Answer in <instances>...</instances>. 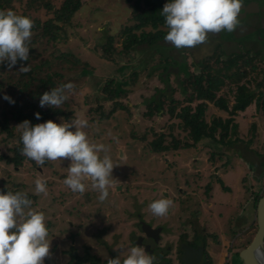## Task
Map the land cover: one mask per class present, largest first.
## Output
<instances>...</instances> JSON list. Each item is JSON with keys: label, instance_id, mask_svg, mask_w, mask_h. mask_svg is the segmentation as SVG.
Listing matches in <instances>:
<instances>
[{"label": "rangeland", "instance_id": "obj_1", "mask_svg": "<svg viewBox=\"0 0 264 264\" xmlns=\"http://www.w3.org/2000/svg\"><path fill=\"white\" fill-rule=\"evenodd\" d=\"M48 1L54 9H27L28 0H14L13 8L5 10H12L17 15L31 16L43 22L53 17L54 10L63 2ZM82 1L83 5L72 18L71 24L63 26L67 38L54 42L35 36L39 40L33 45L34 51L29 50V63L30 66L39 64L42 59L48 58L54 69L58 64V69L62 72L61 78L66 80L65 84H74V89L66 100L67 108L74 111L71 119L79 116L88 121V127L84 131L89 141L107 146L115 166L112 172L114 182L109 188L108 198L101 203L98 200L99 192L91 189L90 181H85L87 187L83 195L74 193L65 186L63 180L70 164L67 159L47 161L42 167L28 158L21 166L8 165L0 159V187L15 188L32 195L33 197L29 198L33 201L32 207L45 215L50 256L45 258L44 264H72L70 256L66 253L71 247L76 248L79 255H83L85 248L90 247L91 253L102 260L113 258L103 243L101 244L100 231L104 235L106 231L103 228L106 224H111L113 227L107 232L110 234L108 242L112 247L123 246L132 224H135L133 217L137 211L149 220L171 219L173 225L179 224L181 220L186 223L191 217L199 219L200 222L207 221L210 225H213L212 221L219 220L221 224L225 223L229 237L231 230L228 229V219L231 214L237 212L246 197V188L249 192L258 191L264 194V107H258L253 102L246 111L235 115L239 128L234 139L240 140L232 145L216 144L210 139H205L191 148L173 149L162 153L151 152L147 140L153 138L155 132H164L171 141L172 134L167 126L173 122L169 114H158L153 119L144 118L142 112L146 109L147 99L156 93V87L162 88L164 85L157 77L148 76L147 71L158 63L162 53L166 57L170 54L177 61L169 67V71L173 73L172 85L177 86L181 78V75L176 74L180 71L179 63L186 59L191 70H195L194 63L211 54L215 46L222 42L217 36L213 37L208 33L205 43L192 48L177 49L165 40L159 42L162 49L150 48L144 44L137 46L123 59L126 67H118L111 57H104L102 46L107 35H114L115 47L119 50L122 48L119 32L122 24H128L131 15L129 4L123 0ZM132 23L133 21L129 22ZM263 41L264 35L257 32L248 39L224 43V48L227 54H231L239 51L246 43H249L246 47L256 45L257 49L259 44L264 45ZM39 52L41 55L38 56ZM62 52L74 53L81 64L67 63L65 65L69 68L61 70L62 63L59 64L54 57ZM17 62L23 63L20 60ZM3 63L8 65V61ZM84 63H87V66ZM83 65L91 73L82 72ZM134 69L140 71V77L135 84L127 86L128 96L121 98L130 112L118 110L108 120H95L98 119L97 113L92 115L91 109L97 108L101 103L103 110L108 112L113 104L112 101L97 99V96L103 95L100 86L104 85L106 78L115 73L119 79L125 76L129 78ZM8 70L4 68V71L0 72V81L1 77L7 75ZM251 76L257 77V81L251 82V87L257 89L255 86L263 79V75L258 77L255 73ZM261 89L264 91V86L256 92ZM233 102L234 99H231L230 105ZM219 115L230 117L229 112L210 104L207 119L211 120ZM92 117H95L94 120ZM62 119L64 122L70 120L60 117L56 123H61ZM253 124L256 125L255 130ZM143 134L147 136L146 141L141 139ZM174 134L183 140L186 131L175 127ZM4 137L0 136V155L12 154L10 148L15 140ZM213 151H217L214 157ZM103 154L100 153L101 156ZM37 178L46 180V194L35 193L34 181ZM208 183L212 185L209 189L211 193L206 194ZM160 198H170L173 205L166 216L156 218L148 206ZM130 213L134 214L131 216ZM91 218L92 220H89ZM106 218L110 222H107ZM256 224L253 217L251 228H236L238 235L232 243L235 248L232 251V264L241 263L236 255L237 250H242L252 241L257 230ZM228 240L232 238H227V242Z\"/></svg>", "mask_w": 264, "mask_h": 264}, {"label": "trees", "instance_id": "obj_2", "mask_svg": "<svg viewBox=\"0 0 264 264\" xmlns=\"http://www.w3.org/2000/svg\"><path fill=\"white\" fill-rule=\"evenodd\" d=\"M21 1L19 0V2ZM123 1L129 4L131 15L128 18V24H122L119 32L122 37V48L119 50L115 47L116 37L114 35H107L102 46L104 57H111V60L118 67L120 65L126 67L123 59L137 46L146 44L150 48L162 49L159 42L164 40L168 31L161 11L163 6L170 0ZM13 2L14 0H0V10L13 8ZM82 5V0H63L61 5L54 10V16L43 22L28 16L34 25L31 29L34 37L31 38L28 44L30 50L34 51L33 45L39 40L35 37L36 35L54 42L67 38L63 26L66 27L71 24L72 18L81 9ZM26 8L54 9L52 3L48 0H28ZM130 21H133V23L129 24ZM149 27L150 29H148ZM164 47L166 46L164 45ZM255 48L256 45L242 49L239 52L227 54L223 45L219 43L211 54L196 64L194 63L195 70H191L185 59L179 63L180 71L176 73L177 76L181 75L177 86L172 85L173 73L169 71L171 64L177 63V61L174 60L172 55L168 54L166 57L162 53L158 63L153 65L150 71H147V74L150 77H157L164 85L162 88L156 87V93L147 99L146 109L142 114L144 118L148 119H153L158 114H169V118L172 119L173 123H170L167 127L171 131L172 139L169 141L167 134L164 132H155L154 137L147 140L150 151L162 153L173 149L191 148L205 139L223 145H232L239 141L238 138L234 139L239 128V123L235 121V115L246 111L253 102L258 107H261V105L264 107V91L261 89L258 93L256 92L257 89L264 86V52L261 48ZM37 54L38 56L41 55L40 52ZM146 57L149 58V55ZM54 58L58 60L59 64L62 63L61 70L69 68L65 65L67 63L81 64L74 53L62 52ZM29 60L23 61L22 64L27 67L30 65ZM84 64L87 66V63ZM85 65L81 68L82 72L91 73L90 70L87 71ZM20 66L21 62H17L11 69L5 63L0 65V72L4 71V68L9 69L7 75L1 77L0 81V136L15 140L13 147L10 148L12 154H2L0 159L8 165L13 164L15 166H21L27 159V157L21 155L23 144L20 138L21 133L16 129V126L25 120L35 125L48 120L56 122L60 117L71 119L74 113V111L67 108L68 103L66 101L60 108L48 106L41 108L39 106V99L44 92L66 83V80L61 78L62 72L58 69V64L54 69L48 58L42 59L39 64L35 63L30 66L33 67L31 75L20 73ZM255 73L258 77L260 74L263 75V79L258 81L255 86L257 89L251 87V82L257 81L256 76H251ZM140 74V71L134 69L130 72L129 78L125 76L123 79H119L116 73L106 78L104 85L100 86L103 95L97 96V99L99 101L101 98L112 101L113 104L108 112L103 110L101 103L97 108L91 109L93 111L92 115L97 113L98 119L95 120H108L118 110L130 112L127 105L121 101V98L128 96L127 86L135 84ZM5 95L11 97L15 103L5 100ZM231 99H234L232 105H230ZM210 104L229 112L230 117L224 118L219 115L208 120L206 115ZM37 112L40 113L39 120L35 115ZM94 118L92 117L93 120ZM252 126L255 130L256 125L253 124ZM175 127L186 131L185 139L181 140L175 136ZM146 137L143 134L141 139L146 141ZM216 152L213 151L212 157L217 154ZM262 164L264 165V161ZM0 190L4 192L7 190L18 191V189L5 186H1ZM253 193L254 207H256V203L263 194L258 191ZM27 196L28 198L33 197L30 194H27ZM66 253L70 256L72 264H85L87 262L100 264L95 255L90 252L89 247L85 248L83 255H79L74 247H71Z\"/></svg>", "mask_w": 264, "mask_h": 264}, {"label": "clouds", "instance_id": "obj_3", "mask_svg": "<svg viewBox=\"0 0 264 264\" xmlns=\"http://www.w3.org/2000/svg\"><path fill=\"white\" fill-rule=\"evenodd\" d=\"M242 9L241 0H170L163 6L161 15L168 29L165 42L177 49L192 48L206 42L208 33L232 32L238 26ZM33 21L12 10H0V63L8 61L11 69L17 61H28V44L31 41ZM31 71L30 65L19 67L20 73ZM74 89L71 82L46 91L39 99V106L60 108ZM5 100L15 103L8 95ZM36 118L40 119L37 112ZM88 121L77 116L61 123L48 120L32 125L25 120L18 126L23 147L21 155L43 166L46 161L67 159L70 164L63 184L72 192L84 194L85 181L92 190L99 192L102 203L109 196L113 185L114 164L109 149L104 144L89 141L85 128ZM100 153H104L103 156ZM35 193L46 194L47 182L37 178ZM33 201L25 192L0 191V264H44L50 256V241L45 215L32 207ZM170 198H160L149 204L156 217L166 216L172 207ZM116 258H106L107 264H153L154 255L143 246L135 245L121 250ZM257 260L264 261V250L257 249Z\"/></svg>", "mask_w": 264, "mask_h": 264}, {"label": "flooded vegetation", "instance_id": "obj_4", "mask_svg": "<svg viewBox=\"0 0 264 264\" xmlns=\"http://www.w3.org/2000/svg\"><path fill=\"white\" fill-rule=\"evenodd\" d=\"M241 2L242 9L238 16L236 29L232 32L210 33L211 36L219 38L223 48L224 43L248 39L257 32H261L264 35V0H241ZM246 45L240 48L239 51L248 48ZM260 48L264 52V45L259 44ZM211 183L213 184L214 182ZM211 186L209 183L207 184L206 194L211 193L209 190ZM245 196L238 210H236L237 212L231 214V218L228 219V229L231 230L229 237L228 231L224 227L225 223L221 224L219 220L212 221L213 225H210L207 221H204V223L197 218L191 217L186 223L181 220L179 224L173 225L171 224V219L161 221L156 217V220L155 218L149 220L137 211L133 217L135 224H132V229L129 231L130 234L127 235L126 244L120 247H112L110 242H108L110 234L107 232L112 229L113 226L111 224H106L103 228L106 231L104 235L100 231L102 236V240L100 239L101 244L103 243L102 245L107 248L109 255H113V258L121 254V259H123L124 253L121 250L139 245L143 246L148 254L155 256L153 264H232V251L235 249L232 243L238 235L236 228H251L253 217L256 216L258 202L256 207H254V195L247 188ZM133 214L130 213L131 216ZM89 220H92V218ZM106 221L110 222L108 218H106ZM238 222L240 223L239 225L237 224ZM248 222L250 223L248 224ZM141 224L144 226L147 224L149 227L140 229ZM227 238H232V240L227 242ZM89 250L91 252L90 247ZM240 251L237 250L236 255L241 262L240 264H244L240 258ZM95 258L100 264H107L106 259L102 260L97 255H95ZM87 263L90 264L89 262Z\"/></svg>", "mask_w": 264, "mask_h": 264}, {"label": "water", "instance_id": "obj_5", "mask_svg": "<svg viewBox=\"0 0 264 264\" xmlns=\"http://www.w3.org/2000/svg\"><path fill=\"white\" fill-rule=\"evenodd\" d=\"M32 70L26 74L31 75ZM120 188V187H118ZM256 223L257 230L252 239V241L240 251V258L243 260L244 264H264V261L257 260V249L264 250V194L260 197L258 201V205L256 208ZM144 224V223H142ZM140 225V229L148 228L149 226L146 224Z\"/></svg>", "mask_w": 264, "mask_h": 264}]
</instances>
